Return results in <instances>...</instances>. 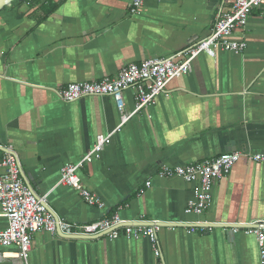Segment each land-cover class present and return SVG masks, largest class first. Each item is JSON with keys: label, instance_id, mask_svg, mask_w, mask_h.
<instances>
[{"label": "crops", "instance_id": "obj_1", "mask_svg": "<svg viewBox=\"0 0 264 264\" xmlns=\"http://www.w3.org/2000/svg\"><path fill=\"white\" fill-rule=\"evenodd\" d=\"M130 3L15 0L0 8V143L14 146L26 181L70 222L101 214L75 189L58 184L61 168L90 151L100 134L109 135V143L79 175L107 215L191 224L264 219L260 163L239 160L215 180L210 206L200 215L184 211L192 183L156 176L164 164L234 150L264 153V5L231 35L245 41L241 53L200 54L188 74L117 128L123 113L111 96L65 102L58 91L71 82L115 77L131 62L175 55L210 32L220 6L231 8L230 0H144L143 12L131 15ZM133 94L123 93L126 114L134 109ZM6 225L0 215V228ZM188 230L162 226L160 257L145 237L71 239L38 232L27 264H260L254 235L230 234L227 227Z\"/></svg>", "mask_w": 264, "mask_h": 264}, {"label": "built area", "instance_id": "obj_2", "mask_svg": "<svg viewBox=\"0 0 264 264\" xmlns=\"http://www.w3.org/2000/svg\"><path fill=\"white\" fill-rule=\"evenodd\" d=\"M230 1L229 10L219 7L210 32L186 49L167 57L153 56L139 63H128L115 77L68 83L58 91L59 97L65 102H72L82 97L111 96L118 110L123 113L117 127L119 128L132 115L151 105L157 96L163 94L170 81L188 74L192 61L200 54L215 57L218 50L241 53L245 49V41L233 39L231 35L235 29L246 25L252 10L264 5V0ZM143 3L144 0H131L129 13L141 14ZM128 89L134 90V109L126 114L123 93ZM109 140V135H97L90 151L75 163H66L61 168L58 184L75 189L88 205L101 211L98 218L89 222H70L60 218L49 208L47 195L35 194L21 176L20 159L14 146L0 143V215L7 219V225L0 228V259L27 264L33 236L38 232L59 234L71 239H87L94 236L109 239L145 237L150 241L155 255L161 256L157 233L162 227V221H148L142 218L129 221L123 219L118 212L107 215L105 203L99 195L88 190L82 183L80 169L85 164L99 159ZM239 160L264 166V153L234 150L183 165L164 164L158 168L156 176L179 177L192 183V198L187 201L184 211L187 214L200 215L210 206L214 181L227 175ZM151 185V180L145 182L146 189ZM145 188L140 189L139 194L144 193ZM193 224L195 225L188 226V231L192 233L216 228V222L202 221ZM226 224L233 225L234 231H243L256 237L260 264H264V219Z\"/></svg>", "mask_w": 264, "mask_h": 264}, {"label": "water", "instance_id": "obj_3", "mask_svg": "<svg viewBox=\"0 0 264 264\" xmlns=\"http://www.w3.org/2000/svg\"><path fill=\"white\" fill-rule=\"evenodd\" d=\"M15 1V0H0V8H2L3 6L7 5V6H11L12 2ZM17 1H22V0H17ZM21 176L24 177V179L26 180V177H25V173L23 172L22 168H21ZM26 183L33 189L32 185H30V183L28 181H26ZM35 192V191H34ZM35 194H37L35 192ZM48 206V205H47ZM50 208V207H49ZM160 224L162 226H191V225H195V224H191V223H184V224H179V223H169V222H160ZM216 227H227L228 228V233L232 234L233 233V230H232V227L233 225L231 224H226V223H216L214 224ZM97 237H100V236H94V237H91V238H97ZM69 238V237H68ZM91 238H87V239H91Z\"/></svg>", "mask_w": 264, "mask_h": 264}]
</instances>
